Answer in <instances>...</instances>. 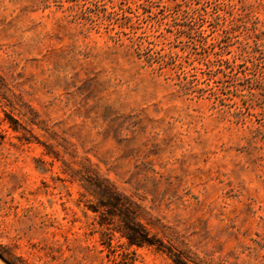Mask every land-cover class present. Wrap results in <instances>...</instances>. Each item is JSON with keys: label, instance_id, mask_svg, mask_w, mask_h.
I'll use <instances>...</instances> for the list:
<instances>
[{"label": "rangeland", "instance_id": "1", "mask_svg": "<svg viewBox=\"0 0 264 264\" xmlns=\"http://www.w3.org/2000/svg\"><path fill=\"white\" fill-rule=\"evenodd\" d=\"M88 168L188 264H264V0H0V253L174 264L101 244Z\"/></svg>", "mask_w": 264, "mask_h": 264}, {"label": "trees", "instance_id": "2", "mask_svg": "<svg viewBox=\"0 0 264 264\" xmlns=\"http://www.w3.org/2000/svg\"><path fill=\"white\" fill-rule=\"evenodd\" d=\"M6 119L14 131L25 129L19 121L6 114ZM30 124H35L34 118L29 119ZM28 141V140H26ZM49 154V152H48ZM72 179L77 177L84 194H89L95 201L87 207L98 217L97 225L100 229L99 238L106 248H112L111 242L115 233L126 241L128 247H150L157 252L168 255L174 264H188L187 258L173 252L164 241L151 233L149 222L143 223L141 206L130 196L121 192L108 178L97 170L86 169L83 173H71ZM0 258L7 264H13L10 256L0 253Z\"/></svg>", "mask_w": 264, "mask_h": 264}]
</instances>
